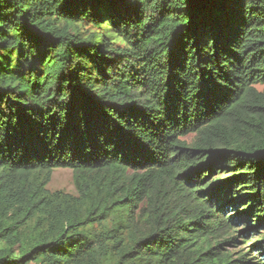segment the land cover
<instances>
[{"label": "trees", "instance_id": "1", "mask_svg": "<svg viewBox=\"0 0 264 264\" xmlns=\"http://www.w3.org/2000/svg\"><path fill=\"white\" fill-rule=\"evenodd\" d=\"M0 264H264V0H0Z\"/></svg>", "mask_w": 264, "mask_h": 264}, {"label": "rangeland", "instance_id": "2", "mask_svg": "<svg viewBox=\"0 0 264 264\" xmlns=\"http://www.w3.org/2000/svg\"><path fill=\"white\" fill-rule=\"evenodd\" d=\"M48 189L51 192L64 191L69 194L77 195V191L74 186L73 172L69 169H58L54 171L52 180L48 185ZM227 249L229 252H239L246 249V247L243 245H239L238 248L229 246Z\"/></svg>", "mask_w": 264, "mask_h": 264}]
</instances>
